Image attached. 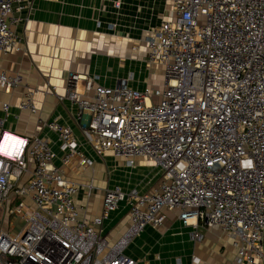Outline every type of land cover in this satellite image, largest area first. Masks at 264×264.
<instances>
[{"label":"built area","instance_id":"2783aa9c","mask_svg":"<svg viewBox=\"0 0 264 264\" xmlns=\"http://www.w3.org/2000/svg\"><path fill=\"white\" fill-rule=\"evenodd\" d=\"M172 10L147 41L148 64L163 70L160 86L135 89L132 76L95 86L71 72L59 96L78 106L98 156L110 152L129 166L150 160L162 172L157 188H107L100 215L81 218V185L55 165L51 139L9 130L12 104L0 102V264H141L125 245L148 225L162 226L171 210L186 225L221 228L236 248L234 264H264V0H173ZM26 11L32 0H0V57L20 49ZM23 81L0 65V96ZM18 108L39 111L34 89ZM44 125L64 165H93L72 126ZM121 202L131 225L111 245L103 225Z\"/></svg>","mask_w":264,"mask_h":264},{"label":"crops","instance_id":"0c3cea01","mask_svg":"<svg viewBox=\"0 0 264 264\" xmlns=\"http://www.w3.org/2000/svg\"><path fill=\"white\" fill-rule=\"evenodd\" d=\"M172 9L173 0H32V11L23 12L16 28L20 49L0 57L3 69L24 78L17 89L0 96V102L12 104L6 127L51 139L55 165L81 185L75 198L81 218L100 215L107 188L151 191L160 185L162 172L145 158L129 166L110 152L98 156L85 142L78 106L59 96L65 94L71 72L94 79L95 86L113 87L131 76L129 84L135 89L160 86L163 70L148 64L147 41L153 29L171 18ZM28 89L35 90V114L18 108ZM53 119L72 126L80 150L93 160L91 167H80L77 159L71 165L62 163L57 136L44 125ZM91 183L94 189L88 195ZM130 225L128 206L121 202L105 220L104 236L116 244ZM197 230L204 236L200 241L193 236ZM124 253L141 264H234L237 251L221 228L186 225L179 211L171 210L162 226L148 225L125 245Z\"/></svg>","mask_w":264,"mask_h":264},{"label":"rangeland","instance_id":"374dc122","mask_svg":"<svg viewBox=\"0 0 264 264\" xmlns=\"http://www.w3.org/2000/svg\"><path fill=\"white\" fill-rule=\"evenodd\" d=\"M172 17V16H171Z\"/></svg>","mask_w":264,"mask_h":264}]
</instances>
